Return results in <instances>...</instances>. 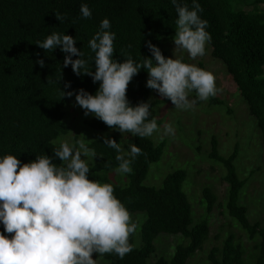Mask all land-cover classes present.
I'll use <instances>...</instances> for the list:
<instances>
[{
	"label": "trees",
	"instance_id": "trees-1",
	"mask_svg": "<svg viewBox=\"0 0 264 264\" xmlns=\"http://www.w3.org/2000/svg\"><path fill=\"white\" fill-rule=\"evenodd\" d=\"M184 3L191 9L192 0H184ZM198 3L203 8L199 15L208 21L210 54L224 65L249 114L255 119L264 144V10L260 8L264 0H198ZM81 4L91 9L90 19L81 17ZM55 13L64 16V20L58 21ZM104 18L111 23L108 31L115 33V61L123 62L130 56L140 63L143 57L152 58L146 46L148 41L167 57L162 42L173 40L177 19L170 0H0V157L12 154L26 163L38 155L51 157L53 150L59 148L58 139L69 132L65 108L73 99H61L60 90L75 93L83 88L94 95L99 82L93 83L87 75L76 76L70 65L64 67L66 54L59 46L45 51L36 42H42L53 32L71 35L76 39L75 46L84 53L83 58L88 60L89 69L95 71L91 59L94 53L88 42L100 31V21ZM37 59H43L45 67H39L35 63ZM60 70L62 79L48 83L58 79ZM147 79V72L141 69L133 77V84L128 85L127 98L131 106L149 102L152 116V107L157 102H150L153 90L146 87ZM66 82H70L69 88H64ZM216 101L211 99V102ZM84 123L101 133L86 143L95 149L99 158L90 166L88 178L112 184L114 195L136 215L134 222L139 225L138 236L130 237V243L136 245L131 253L123 259L114 254L99 259L107 264H191L190 259L203 249L209 236V217L217 203L212 187L201 189L199 203L203 213L194 220L193 207L182 189L187 171L175 169L166 174L158 188L144 184L150 166L163 154L164 143L156 144L150 137L134 136L132 144L140 147L143 154L131 164L133 171L125 175V184H113L108 174L118 167L117 152L107 147L101 138L111 137L125 152L129 148H124L117 135L119 131L109 129L96 118L85 119ZM236 156V148L228 157L219 155L217 144L212 143L209 158L224 167L223 180L228 184L225 212L254 242V260L244 262L245 249L230 234L220 248L214 247L209 252L207 261L210 264H264V224L251 223L246 207L240 204L245 181L235 169ZM53 162L61 163L58 158ZM160 235H179L188 242L177 245L171 258L158 256L152 260L156 254L154 241Z\"/></svg>",
	"mask_w": 264,
	"mask_h": 264
},
{
	"label": "clouds",
	"instance_id": "clouds-1",
	"mask_svg": "<svg viewBox=\"0 0 264 264\" xmlns=\"http://www.w3.org/2000/svg\"><path fill=\"white\" fill-rule=\"evenodd\" d=\"M170 2L177 14L174 48L185 51L192 60L203 57L211 43L206 30L208 21L199 15L203 8L198 0H192L191 9L184 0ZM79 12L84 19L92 16L87 4H81ZM55 18L62 21L65 17L55 13ZM110 27L109 19H102L100 31L88 42L94 53L91 59L95 71L89 69L88 60L83 58L84 53L75 46L76 39L71 35L53 32L42 42H36L45 51L59 46L66 54L64 67L70 65L76 76L87 75L93 83L99 82L94 95L83 88L75 93L60 90L61 99L75 95L73 106H79L84 116H93L121 135L147 138L159 132L163 139L175 135L174 126L165 123L161 130L156 118L151 116L149 102L131 106L127 98L128 85L141 69L148 74L146 87L170 100L177 110H193L198 101L207 102L220 91L212 72L181 59L167 58L150 41L146 46L152 58L143 57L140 63L130 56L123 62L115 61V33L108 31ZM73 56L78 58L72 59ZM35 63L45 67L43 59ZM61 79L60 70L58 79L48 83ZM69 87L70 82H66L64 88ZM193 92L195 97L190 99ZM101 139L117 152L115 159L119 164L114 171L132 173L131 164L143 154L142 149L130 143L125 152L111 137L105 135ZM83 157H97L95 149L84 139L73 145L62 141L53 150V156L38 155L26 163L12 154L0 157V224L3 225L0 264H97L93 253L98 257L114 254L123 259L134 250L136 245L130 243V237L139 225L114 195L112 184L88 178L90 166ZM54 158L61 163H54Z\"/></svg>",
	"mask_w": 264,
	"mask_h": 264
},
{
	"label": "rangeland",
	"instance_id": "rangeland-1",
	"mask_svg": "<svg viewBox=\"0 0 264 264\" xmlns=\"http://www.w3.org/2000/svg\"><path fill=\"white\" fill-rule=\"evenodd\" d=\"M260 8L264 10V4ZM162 47L167 52V58L181 59L182 62L195 64L212 72L220 91L215 97L209 98L207 102L197 103L195 109L188 111L175 109L170 100L152 91L150 102H157L152 107V116L160 121L158 127L161 130L165 123L172 124L175 135L160 139L161 133L158 132L150 137L156 144L164 143L163 154L158 162L150 166L144 184L158 188L162 186L166 174L175 169H185L188 175L182 189L193 207L194 220L203 213V207L199 203L201 189L204 186H211L217 195V203L209 217V236L203 249L190 259V263L210 264L207 261L209 252L214 247L220 248L230 234H233L236 242L243 245L244 262L249 263L255 256L254 242L248 239L247 234L225 212L224 204L228 187L223 180L225 169L209 158V154L212 151L213 142L217 144L218 154L223 157L230 156L234 148L237 149L234 166L238 176L245 181L240 192V204L246 207L247 217L251 223L264 224V144L261 133L255 126V119L250 116L247 106L241 100L236 85L226 73L224 65L211 56L208 45L206 54L195 60L190 59L185 51L175 49L173 40L164 39ZM130 83L133 84V79ZM72 98L65 108V121L69 126V132L58 139L59 144L66 141L73 145L81 139L87 143L101 134L85 125L84 120L93 116H84L79 106H73L75 96L73 95ZM191 98L193 93L190 94ZM213 98L218 100V103L211 102ZM117 135L121 138L124 148H129L133 136L121 135L119 132ZM83 159L89 163V166L95 162V158L83 157ZM96 160L99 158L96 157ZM114 170L108 174V178L113 184L117 182L125 184L126 176ZM132 219L136 220V215L133 213ZM138 234L139 228L135 235L138 236ZM156 239L154 241L156 254L152 260L157 259L158 256L169 259L177 245L188 242L179 235H160ZM138 240L139 238L137 244ZM93 259H97V264H107L99 259L96 253H93Z\"/></svg>",
	"mask_w": 264,
	"mask_h": 264
}]
</instances>
